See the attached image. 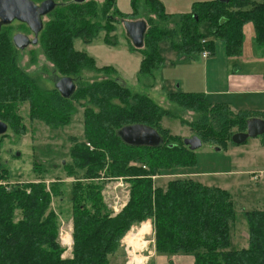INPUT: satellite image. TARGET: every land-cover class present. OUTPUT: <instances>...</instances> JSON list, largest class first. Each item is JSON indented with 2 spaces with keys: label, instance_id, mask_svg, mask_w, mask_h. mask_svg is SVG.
<instances>
[{
  "label": "trees",
  "instance_id": "obj_1",
  "mask_svg": "<svg viewBox=\"0 0 264 264\" xmlns=\"http://www.w3.org/2000/svg\"><path fill=\"white\" fill-rule=\"evenodd\" d=\"M146 1L151 10L146 20L144 48H133L127 38L132 51L143 56L137 73L142 78L152 79V72L163 66L165 61L158 47L163 41H168L182 57L201 55L204 50L214 55L215 43L219 42L225 44L227 57H239L245 41L243 29L252 24L255 43L264 51V0L196 3L190 13L177 17L167 13L157 0ZM138 3L139 0H133L134 13L124 17L116 9V0H104L101 18L105 19V25L95 1L59 7L51 15L53 20L45 24L39 44L59 77L80 80L84 72H95L111 78L81 83L73 95L84 107V134L82 140H72L68 154L71 161L63 166L79 182L70 194L74 225L72 257L62 258L59 220L51 209L52 199L60 196L56 185L50 190L44 183L11 186L0 158V264H118L117 259L126 257L121 244L128 231L147 221L152 223L153 244L159 255L191 256L195 264H264V211L244 213L248 245L231 250L230 227L237 215L227 191L192 180H172L165 190L158 188L155 179L160 172L195 166L194 152L161 126L165 116L177 118V114L164 111L148 95L133 93L117 76L112 78L116 75L114 69L98 68L93 58L75 48L79 40L90 45L99 34H104L107 45L115 46L117 38L112 37L113 41L109 34L116 32V20L109 15L110 11L113 9L115 17L123 21L135 20ZM151 16L159 22H154ZM171 21L174 24L169 27L160 25ZM203 24L208 26L210 40L198 32ZM10 38L9 33L1 32L0 121L19 129L23 118L18 106L27 103L32 122L53 129L67 127L75 113L69 103L73 96L67 100L54 88L45 90L39 78L23 71ZM203 40L207 42L201 45ZM167 99L183 112L200 115L198 121L189 125L203 144L217 147L227 144L233 128L247 131V121L264 120V113L256 116L249 111L236 113L235 119L228 105H212L203 94L177 91ZM136 124L156 129L164 139L163 145L126 146L117 132ZM23 129L21 126L20 131ZM1 149L0 145V157ZM103 178H123L131 186L128 203L114 217L102 203L103 188L94 181ZM81 180L89 183L83 185Z\"/></svg>",
  "mask_w": 264,
  "mask_h": 264
},
{
  "label": "rangeland",
  "instance_id": "obj_2",
  "mask_svg": "<svg viewBox=\"0 0 264 264\" xmlns=\"http://www.w3.org/2000/svg\"><path fill=\"white\" fill-rule=\"evenodd\" d=\"M44 1L33 0L38 5ZM55 1L57 3H66L72 0ZM90 1L97 3L96 10L100 13L101 22H105V19L101 18L104 0H87V2ZM117 3L116 9L124 17H128L134 13L131 0H117ZM140 7L143 8V12ZM137 8L138 16L141 14L140 16L144 21L150 18V3H147L146 0H140ZM51 15L43 19L44 29L45 24L53 20ZM109 15L113 16L116 20L114 24L116 32L109 34V36L113 41L114 38L112 39V37L116 36L117 44L115 46L107 45L103 36L104 34H99L90 45H86L80 40L76 42V50L84 52L93 58L98 68L114 69L116 75L112 76V78L115 79L117 76L133 93L148 95L164 111L170 110V112L177 114V118L165 116L162 119L161 126L170 135L181 139L182 143L185 139L195 136L189 124L198 121L200 115L192 112H183L177 105L169 102L167 98L170 94L177 91L199 94L194 91H184L183 86L186 85L188 90L191 88L200 90L197 88L199 87L198 84H201L202 68L204 65L203 59L200 58L201 55L187 56L185 60L184 57L179 56L173 51L168 41H163L158 46L163 58L162 60L165 61L163 66L157 71L152 72V79H147V77L142 78L137 73L139 72L140 60L143 59V56L139 52H133L130 48L125 35L123 20L120 17H115L113 9ZM151 18L154 22H159L154 20L155 17L151 16ZM103 24L105 25V23ZM172 24H174V21L160 25L169 27ZM207 29L208 26L203 24L198 32L210 40ZM2 31L9 33L11 38L20 33L28 34L31 40L33 37L28 28L18 22L3 27ZM245 33L246 39L242 58L230 60V66L232 69L233 64L237 65V72L240 76L249 80L248 88L251 89L252 86L254 90H264V54L256 46L253 47L248 43L249 39L251 43H254L252 35L250 34L249 36V30H246ZM40 37L41 34L38 37L39 40ZM17 52L18 66L31 77L39 78L45 90L53 89L54 84L49 76L54 71V67L47 60L41 45L38 44L36 47L31 46V48L29 47L24 51ZM214 56L209 58L213 59ZM80 77V80L75 77L78 79V88L81 83L85 85V83L111 78V76L95 72H84ZM250 82L254 84L250 85ZM78 88H76V92ZM254 100L251 106L247 109H242L240 112L249 111L256 116L263 114L264 94L255 96ZM79 102L81 101L74 99V96L70 100L69 103L73 104L75 113L71 115L70 124L61 129H53L37 121L32 122L28 118L29 105L22 103L18 106V113L23 118L22 123H19V127L23 126L25 129L21 131L20 128L15 130L8 124L6 135L0 136L2 148L0 158L2 159L3 167L8 171L10 181L8 184L13 186L14 184L44 183L48 190L56 185V191L60 196L52 199L51 209L55 211L59 220L58 238L60 241L65 234H68L73 239L72 233H74L70 194L76 185H79V182L75 181L77 180V176L66 173L63 166L71 161L68 154H70L72 149V140L74 138L78 139V141L83 139L84 127L82 115L84 107H81ZM235 117L236 113H234ZM242 132L245 133L246 129L239 131V129L233 128L228 135L230 136L228 143L219 145V148L210 143H204L200 149L193 153L195 160L194 167L175 172H160V175L155 179L156 186L164 190L172 180H182L183 182L192 180L206 187L227 191L232 197L235 215H237L236 221L230 227L231 250H240L247 247L246 244L248 242L246 241L247 238L245 239V235L248 234V226L244 213L264 211V136L249 138L243 145H235L231 142L233 135ZM94 181L103 188L100 193L102 203H104L110 215L114 217L119 214L130 199V184L126 180H123V178H103L99 180L95 179ZM80 182L83 185L89 183L86 180H81ZM143 223L132 227L135 230L133 232L140 230ZM143 231L144 229L141 230V232ZM153 238L152 233L148 237V240L153 241ZM141 244H143L142 241ZM139 250L134 249V252ZM130 252L132 251L130 250ZM72 254L73 250L67 249L65 253L63 252L64 259H70ZM136 257L141 258L138 255ZM119 259L120 262H129L128 255L125 257L126 260L124 258Z\"/></svg>",
  "mask_w": 264,
  "mask_h": 264
},
{
  "label": "water",
  "instance_id": "obj_3",
  "mask_svg": "<svg viewBox=\"0 0 264 264\" xmlns=\"http://www.w3.org/2000/svg\"><path fill=\"white\" fill-rule=\"evenodd\" d=\"M221 4H227L230 0H218ZM85 0H74L76 4H83ZM57 5L52 0L43 2L37 6L31 0H0V33L2 27L12 24L14 21H19L26 26L34 34V40L28 37L17 34L14 36L13 44L18 50H24L31 44L38 43V36L44 29L43 18L56 10ZM126 37L130 40L133 48L142 49L145 45V37L148 31V24L144 20L137 21H122ZM75 84L72 78L57 79L55 81V90L64 99H71L75 94ZM8 125L0 121V136L6 135ZM264 135V120L253 118L247 121V131L233 135L232 142L235 145H243L249 138H258ZM117 136L126 146L129 147H148L158 148L163 145L164 139L156 129L143 125L124 126L117 132ZM184 145L189 148V151L195 152L203 146V142L196 136L184 140Z\"/></svg>",
  "mask_w": 264,
  "mask_h": 264
},
{
  "label": "crops",
  "instance_id": "obj_4",
  "mask_svg": "<svg viewBox=\"0 0 264 264\" xmlns=\"http://www.w3.org/2000/svg\"><path fill=\"white\" fill-rule=\"evenodd\" d=\"M157 1L160 2V4H162L163 7H165L167 13L177 17L181 14L190 13L194 7L193 5H195L196 3L210 2L215 0H157ZM132 2L133 0H131V4ZM116 4H118L117 0H116ZM142 12H143V8H142ZM137 20H144V19L141 16H138L137 19L135 20L130 19L128 21H137ZM245 29L249 30V36L251 34L252 37L254 38V43H251L250 39L248 43L253 47L256 46V48L258 50H261V52L264 54V51L257 46V43H255L256 35H255V30H253L254 29L253 25L252 24L246 25L245 28L243 29L244 34H246ZM215 45H216V50L214 51L215 53L214 55L216 56L211 55V57L214 56L213 59L211 58L203 59L204 65L202 68L203 71L202 80H201V84H198L199 87L197 88L200 90H195V88H191L190 90H188L186 85L184 84H183L184 85L183 90L194 91L199 94H203L205 95V98H207V101L210 104L228 105L230 110H232L234 113H238L242 111V109H247L249 106H251L252 105L251 103L255 101L254 97L263 95L264 90H254L252 86L251 89L248 88L249 80L240 76V74L237 72L238 69L237 65L233 64L231 69L230 60L241 59L242 58L241 56L229 58L227 57L226 54L225 44L219 42L216 43ZM244 45H243V50H244ZM184 59L186 60L187 58L184 57ZM253 84L254 83L250 82V85ZM188 93L192 94V92H188ZM142 227L144 229L143 232L144 233L146 232L145 233L146 236H144V241H142L143 249L140 252V256L143 259L145 258V264H195V259L191 256L176 255L172 257H167L157 254L155 245L153 244L154 238L153 241L148 240V237H150L151 234L153 233L152 223L150 221L145 222L143 223L141 228ZM247 235H245V239L247 238ZM116 261L118 262V264H127L126 261L120 262V259L119 261L118 259Z\"/></svg>",
  "mask_w": 264,
  "mask_h": 264
},
{
  "label": "built area",
  "instance_id": "obj_5",
  "mask_svg": "<svg viewBox=\"0 0 264 264\" xmlns=\"http://www.w3.org/2000/svg\"><path fill=\"white\" fill-rule=\"evenodd\" d=\"M206 42H207L206 40H203L201 45L206 44ZM209 57H211V52L209 50H204L203 53L201 54V58L202 59H209ZM133 231H135V230L134 229L130 230V232L123 239L122 244H121L125 248L126 256L127 255L129 256V262L127 264H132L131 263V259H132L131 257L134 255L140 256V252L143 249V247H141V249L139 251L134 252V247L132 245H130V242L133 241V237H132L133 234L137 233V232H133ZM142 241H144V237H143ZM60 244L62 246L61 248L64 249V253L66 252L67 249L70 251L73 250L72 246L74 245V241H73L72 237H69L68 234L64 235V237L60 241ZM130 250L132 252H130Z\"/></svg>",
  "mask_w": 264,
  "mask_h": 264
},
{
  "label": "flooded vegetation",
  "instance_id": "obj_6",
  "mask_svg": "<svg viewBox=\"0 0 264 264\" xmlns=\"http://www.w3.org/2000/svg\"><path fill=\"white\" fill-rule=\"evenodd\" d=\"M32 2H33V0H31ZM45 1H47V0H45ZM44 1V2H45ZM52 1H54L55 2V4L57 5V7H56V9L57 8H59V7H64V6H69L70 4H76V3H74V0H72V1H70V2H66V3H57V1H55V0H52ZM87 0H85V2H86ZM33 3H35V2H33ZM36 4V3H35ZM42 4V3H41ZM40 4V5H41ZM37 6H40V5H38V4H36ZM54 11H56V10H54ZM52 13H53V11H52ZM51 13V14H52ZM51 14H49V15H47L46 17H48V16H50ZM46 17H44V18H46ZM43 18V19H44ZM16 21H14L13 23H15ZM18 23H20V24H22V25H24V26H26V24H23V23H21V22H19V21H17ZM16 22V23H17ZM12 23V24H13ZM44 23V22H43ZM12 24H10V25H12ZM43 25V24H42ZM7 26H9V25H7ZM5 27V26H4ZM27 28H28V31H30V33L32 34V40L31 39H29L30 37H29V35L28 34H22V35H24V36H26V37H28V39L29 40H31V42L34 40V34H33V32L29 29V27L28 26H26ZM2 29H3V27H2ZM44 30V29H43ZM1 32H2V30H1ZM43 32V31H42ZM41 32V33H42ZM1 34V33H0ZM21 34V33H20ZM40 36V35H39ZM38 36V37H39ZM37 37V38H38ZM14 38V37H13ZM12 39V38H11ZM12 41H13V39H12ZM38 44H39V38H38V43L36 44V45H33V44H31V46L33 47H36V46H38ZM14 45V44H13ZM31 46L29 45V46H27L24 50H26L27 48H31ZM15 47V46H14ZM24 50H18V51H24ZM50 77V80L52 81V83L54 84V89H55V81L57 80V79H63V78H70V77H59L58 75H57V73H55V71H52L51 72V76H49ZM72 78V77H71ZM70 78V79H71ZM72 80H73V82H74V84H75V87L76 88H78V81H77V79L76 78H72ZM76 88H75V90H76Z\"/></svg>",
  "mask_w": 264,
  "mask_h": 264
},
{
  "label": "bare ground",
  "instance_id": "obj_7",
  "mask_svg": "<svg viewBox=\"0 0 264 264\" xmlns=\"http://www.w3.org/2000/svg\"><path fill=\"white\" fill-rule=\"evenodd\" d=\"M142 229H143V227L140 230L136 231L137 233H134L133 236H132L133 237V241L130 242V245H132L134 247V249H141V247L143 246L141 244V241H142L143 237L145 236L146 232L145 233L141 232ZM136 256L137 255H134V256L131 257L132 258L131 259V263L132 264H145V258L142 259V258L136 257ZM62 258H64L63 255H62Z\"/></svg>",
  "mask_w": 264,
  "mask_h": 264
}]
</instances>
